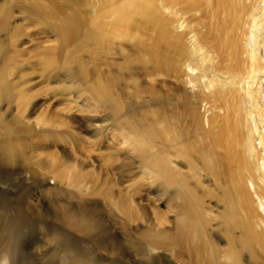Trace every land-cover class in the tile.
Returning <instances> with one entry per match:
<instances>
[{
    "label": "bare ground",
    "instance_id": "6f19581e",
    "mask_svg": "<svg viewBox=\"0 0 264 264\" xmlns=\"http://www.w3.org/2000/svg\"><path fill=\"white\" fill-rule=\"evenodd\" d=\"M94 4L88 31L77 14H67L55 6L52 16L62 18L56 27L60 45L46 49L72 52L88 44L91 57H99L124 47L117 44L114 48L117 40L135 41L142 48L144 57L137 61L124 57L120 48L123 52L118 56L122 53L124 59L116 64L129 72L128 79L121 71L117 77H105L102 71L92 69L90 74H96L90 80V92L118 114L123 103L117 97L124 98L130 88L126 94L131 100L126 107L130 116L125 115L130 117L129 128L135 134L131 144L140 158L148 160L156 178L180 192V212L175 220H168L165 212L154 207L150 212L138 202L134 176L125 179L134 170L125 171V161L120 158L102 153L105 168L98 169L91 156L87 161L79 159L80 151L70 152L69 143H85L74 129L56 131L55 141H50L51 146H58L57 137H65L67 148L40 154L46 147L38 140L36 129L69 128L72 124L63 118L72 116L48 109L36 113L38 109L31 106L30 99L36 95L31 92L33 70L32 75L24 69L10 72L7 64V60L17 59L14 48L23 49L26 39L21 38V42L19 29L9 23L10 3L0 4V136L7 135L5 141L0 140V186L26 183L27 179L43 193L60 187L59 183L74 189L81 185L88 201L85 205L58 201L53 210L43 205L40 197L29 198L31 194L0 195V215L5 217L4 224L0 222L4 225L0 227V236H4L0 264H40L22 241L30 224L56 242L54 252L66 264H113L108 262L110 256L122 258L124 264H264V0H169L168 8L165 0H99ZM204 4L210 7L214 30L222 34L231 23L233 35L223 40L199 28ZM34 10L43 11L38 7ZM249 11L245 38L236 36L234 32L247 22ZM147 31L150 39L146 44L142 34ZM220 49L227 50L226 57L238 74L223 67ZM138 62L146 81L151 79L154 84L163 78L167 83L143 88L135 77ZM242 63L247 64L245 77L241 76ZM79 71L84 77L86 70ZM117 79L128 84L122 87L124 95L121 88L115 93ZM226 95L233 98L223 103ZM113 145L115 153L122 149ZM52 180L55 186L49 188ZM206 181L219 194H200L198 190ZM125 182L130 183L125 186ZM207 196L216 201V210L205 203ZM118 230L128 238L131 250ZM87 242L92 247L81 250L84 246L79 243Z\"/></svg>",
    "mask_w": 264,
    "mask_h": 264
},
{
    "label": "rangeland",
    "instance_id": "374dc122",
    "mask_svg": "<svg viewBox=\"0 0 264 264\" xmlns=\"http://www.w3.org/2000/svg\"><path fill=\"white\" fill-rule=\"evenodd\" d=\"M96 1H99V0H0V4H2L3 7H4V4L10 3V16H8L9 17V23H11L12 26H15L16 28L19 29V32L21 34V36L19 38H20L21 42L23 41L21 38H23L24 40L26 39L25 40L26 44L22 45L23 49L20 47L14 48V51H17L16 53L19 57L15 56V57H17V59L15 58V60H10V59L7 60V64H9L10 72H12L13 70L19 71V70H23V69L27 70L29 72L33 70V75L31 74L32 72H30V75H32L30 77H32V79L35 83H34V85H32L33 89L31 92L36 94V95L32 99H30V101H31V106H34V110L38 109V111L36 113H38L41 109H48V111L50 113L58 112V113L62 114V112H63L65 114L70 113L69 115L72 116V117H67V116L64 117L63 116L64 118L62 117L65 120L67 119V122H70V124H72L69 128L63 127L64 130H63V128L58 129V128L47 127L50 130H53V131H48L45 129L46 127L44 128L42 125H41L42 127H40L42 129H39V128L36 129L38 134L40 135L38 140L45 143L44 147H46L43 149V151H41L42 153L40 152V154L44 155L45 153L49 152V150L57 149V150L61 151L62 149H65L64 147L67 148L69 140H67L65 137H64L65 140L68 141L67 143H66V141H64L63 137H60V136H59L60 138L57 137V141H59L58 146H51L50 141H55L56 131H61V130L66 131L69 129H74V131L77 133V135H80L84 139L85 143H84V146L83 145H79V146L73 145L72 146L69 143V146L70 147L72 146L71 148L68 147L70 152H72V150H73L74 151V152H72L73 154H81L82 153L81 155H79V159H83V160H87V161H89L90 156H91V159H93L95 161L96 165L98 166V169H101L102 167H104V163H106L104 161L105 160L104 158L106 157L105 155H107V157H109V155H112V157L120 158L123 162L125 161V164H124L125 166L122 168L124 170L126 168H131L134 170V174H127V176H126L127 178L125 177V179H129L130 177H131L130 179H132L134 176V180H132V184L134 182L137 183V189L139 191H138V195L136 196V198H137L138 202H141L146 208H148L149 211L152 207H154L157 210L165 212L167 217H168V220H173V219L175 220L176 219L175 218L176 213L178 211L180 212L179 205L181 204V199H182L180 192H178L176 188H173L169 184L163 182V180L159 179L158 177L156 178L155 173L153 172L152 166L149 165L148 160L145 161V158H140L141 154L138 152V149H135V146L133 144H131L135 134H132V131L129 128V127H131L132 123H131L130 117H128L130 115L127 114L128 108H126L128 106V104H130V101H131L126 96V94H128V92L130 91V88L128 89V87H127V91H125V95L123 94L124 92L122 93V87L123 86L125 87V85H128V84L126 82H124L123 79H121V80H123V82L121 84V82H119L120 80L117 79L118 82H117V86L115 89V93L118 94L117 92L121 88V93L124 95V98H122V97L118 98L117 97V99H119V101H121L123 103L121 112H119L120 114L119 113L118 114L112 113L111 110H109V108L106 106L107 104H104V102L98 100L97 97L93 94V91L90 92V84H91L90 82L94 80L95 74H96V72H94V74H93V72H92V74H90L92 69H94V70L96 69L99 72L102 71V74L105 77H109V76L115 77L117 74H119V71H121V75L123 73L124 78L128 79V75H129L128 73L129 72H127V70H125V68H123L124 70L121 69V67L117 65L118 64L117 61L120 62L121 59H124V57H128V56H130L129 57L130 61L133 60V58L136 59L135 61H137L139 56L144 57L143 51L139 50L142 48L137 47L135 41L131 42V40L130 41L129 40H122L121 42L119 41L120 43H118V40H117V41H115L117 43L114 45V48L117 44L124 45V47H120L121 45L119 47L122 48V50L124 51V53L126 55V56H124V54L122 55V53H121L120 58L118 56L120 54V52L122 51L120 48H117L115 50L116 54H115V52L109 53L112 55V57H111V55L108 54V52L100 53L101 57L100 56L99 57L98 56L97 57H93V56L91 57L92 48L88 44L87 45L83 44L81 46H78L79 47L78 50L76 49V51L73 50L72 52H68L67 49H65V48H64L65 50H63V51L59 50V48H58V49H55V50L49 51V52L46 49L47 47L49 49V48H52V46L58 47L60 45V40H58V39H60V36L58 35L56 27H57V25L62 24V18L61 17L56 18V17L52 16L51 11L55 6L61 7L67 14H77L79 16V18L82 20V22L85 26V30L88 31L90 24H91V18L93 16V13H92L93 9H94L93 5H95L94 3ZM165 1H166L165 7L168 8L169 7V0L168 1L165 0ZM36 7L43 9V11L39 12V11L34 10V8H36ZM250 13H251V11H249V13H248L249 16L248 15L246 16L247 22L244 24H240L238 26L237 30L234 32L236 34V36L239 35L240 37L245 38V36H243V33L244 32L246 33V31H247V28L249 25ZM217 15L219 16L220 14L217 12ZM220 17L223 19V15H220ZM199 22H200L199 28L202 29V31H204V33L209 34V36L216 37V35H218L219 39L224 40L225 38H227L228 34H230L229 36L233 35L232 34L233 33V24H231V23L226 25V28L223 30L222 34H218L214 30V22L215 21H214V19H212V15H210V7L207 4H204V6H203V10L201 12V20ZM231 30H232V32H230ZM149 34H150L149 31H147V33L142 34V38L144 40H146V44L148 43V41L150 39ZM3 37H4V35H3ZM30 37L35 38V39H31ZM19 38L14 39L15 44L18 41H20ZM28 39H29V42H28ZM43 41H47V42H43ZM19 49H20V51H19ZM118 49H120L119 52H118ZM138 51H140V53H142V55ZM218 52H219L220 57L223 59V62H224L223 67L225 69L229 68L232 72H235L238 74L237 68L234 66L233 62L229 61L226 57L227 56V50L220 49ZM138 53H139V55H138ZM9 55L11 57L14 56V54H12V53H10ZM113 56H114V58H113ZM122 56H124V57H122ZM243 57L245 58V55ZM25 60H27V62ZM79 60H81V64L79 63ZM110 61H112V62H110ZM28 62H29V65H28ZM104 63L106 65H104ZM121 63H123V60ZM123 64H122V66H123ZM141 64L142 63L138 62L139 68H135V77L137 78V80L139 82L142 81L140 83V85L142 87L143 86H146V87H150V86L151 87H153V86L162 87L163 83L166 82L167 80H165L163 78H159L157 81H154V84H153V81L151 82V79L147 78V81H146L145 74L142 73L141 68H140L142 66ZM246 65H247L246 63H242V65H241V67H242V75L241 76H243V77L248 75V72L245 69ZM27 66H29V67L31 66V67L27 68ZM80 66L86 70V72H85L86 76L84 75V77L81 74V72L79 71L80 69H82V68H79ZM113 66H115V67H113ZM117 69H119V70H117ZM106 70L108 71L109 74L107 73ZM239 70H240V67H239ZM34 71H36V72H34ZM112 72H114V74ZM139 72H141V73H139ZM34 74H36V75H34ZM125 74H126V77H125ZM138 74H139V76L144 75L145 79L142 76H141L142 78L139 77ZM37 75L39 78L36 77ZM86 80H88V81H86ZM92 94H93V96H92ZM94 97L96 99H94ZM232 98H233L232 96L229 97V95H226L225 98L223 99V103H225L226 100H228V99L231 101ZM72 100H74V101H72ZM84 103H87L89 105L88 109H86V106ZM124 105H125V107H124ZM72 107H73V109H72ZM93 109H95V110H93ZM92 110H93V112H92ZM125 114L128 116H126ZM62 115H64V114H62ZM115 118H117V120ZM83 133H84V135H83ZM116 136H117V138H115ZM6 139H7V135H1L0 136V140L5 141ZM47 139H48V141L46 142ZM125 139L127 141H125ZM60 142H62V143H60ZM116 142L120 143V144H117ZM51 143H53V142H51ZM112 144H115L113 146L121 147L122 149L118 150V152L115 153V151H114L115 148H112ZM122 144H124V145H122ZM109 147H111V148H109ZM109 151H110V153H108ZM102 153L105 155L102 156ZM85 155H87L89 158L87 159V156H85ZM138 159H140V160H138ZM140 161H141V163H140ZM134 164H135V166H134ZM105 166H106V164H105ZM104 168H102V169H104ZM131 169H129L128 171H130ZM49 176H51V175H49ZM128 176H130V177H128ZM47 179L49 180V179H51V177H48ZM25 182L26 183H23L21 181H15V184L11 185L12 187L10 185L0 186L1 188L4 189L3 192L2 191H0V192H2L4 194L7 193L6 195H3V194H0V195L1 196H8L9 195L12 197L14 194L17 195L18 193H19V195L21 193L22 196L24 194L26 196L31 194V197H29V198H33L35 200L36 197H37V199L40 197L42 199V204L45 206H49L53 210L55 208L54 205L58 201L59 202L60 201L61 202H68L70 204L75 203L78 205H85L84 203L88 204L86 191H85V189L83 190L81 188V185H79L78 188L74 189V188H67V186H64L65 184L62 185L61 183H59L60 187L57 186L53 190L45 191L43 193L39 192L41 194L40 195L37 192L39 189L36 186H33L31 184L32 181L26 179ZM51 182L52 183L50 185H48L49 188H51L52 186H55L53 184L54 181L52 180ZM128 183H130V182H125L124 183L125 186L128 185ZM139 183H140V185H139ZM29 185H31V186H29ZM202 186H203V189L198 190V192L200 194L208 193V191H214L216 194H219V190H214V187L211 185V183H209L207 181L204 183L202 182ZM71 191H73L75 193H69ZM158 191H159V193H158ZM35 194H37L38 196H36ZM76 197H78V198H76ZM43 199H44V201H43ZM205 203L208 206L210 205L213 210H216V206H215L216 201L213 200L212 198L207 196L205 198ZM104 210L106 211L107 217H109V219H111V220H114V218L111 217L110 210L105 209V208H104ZM217 210L219 211L220 208L217 207ZM213 213H215V211ZM0 214L3 215L2 209L0 210ZM173 215H175V216H173ZM3 217L4 216L0 215V222H2L4 224L5 217L4 218ZM2 223H0L1 228H2V226H4ZM169 228L172 229V225ZM42 231L44 232L43 229L37 228L34 224H30V226L27 227V230L25 231L24 236L22 237L23 238L22 241L24 242L25 247L30 249L29 251L32 254H36V256L39 259L40 264H66L54 252L55 247H56L54 245H56V242L51 240V239H48L49 237L46 235L45 232L43 233ZM117 232L120 233L119 235L122 237L121 239L123 240V243L126 244V247L128 249L129 248L132 249V247H131L132 245L130 244L131 245L130 246L129 242L127 241L128 238L127 237L125 238L124 234L121 233L120 230H118ZM215 236H216V234H214V237ZM0 237L2 238L0 240V242H1L4 239V236L2 235ZM48 240H49V242H48ZM217 240H219V239H217ZM219 242H221L220 245L224 244L223 241H221V240H219ZM81 245L84 246V247L80 248L83 251L89 250V248L92 247V246H90L91 245L90 242L89 243L87 242V244L86 243H79V246H81ZM87 245H88V247H87ZM50 247H51V249H50ZM131 249H129V250H131ZM111 261L113 264H122V263L124 264L125 263L122 258H116V257L114 258L113 256L112 257L110 256L108 259V262H111Z\"/></svg>",
    "mask_w": 264,
    "mask_h": 264
}]
</instances>
